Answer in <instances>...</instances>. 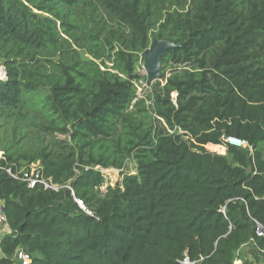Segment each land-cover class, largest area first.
Returning <instances> with one entry per match:
<instances>
[{
	"label": "trees",
	"instance_id": "16d2710c",
	"mask_svg": "<svg viewBox=\"0 0 264 264\" xmlns=\"http://www.w3.org/2000/svg\"><path fill=\"white\" fill-rule=\"evenodd\" d=\"M0 60V264H264V0H0Z\"/></svg>",
	"mask_w": 264,
	"mask_h": 264
},
{
	"label": "built area",
	"instance_id": "2783aa9c",
	"mask_svg": "<svg viewBox=\"0 0 264 264\" xmlns=\"http://www.w3.org/2000/svg\"><path fill=\"white\" fill-rule=\"evenodd\" d=\"M233 140H234V144H237V146L248 147V144L245 141H241V140H237V139H233ZM24 180L29 183V186L31 188H34L38 184H41L44 186L45 189H50V190H55V191L59 190V187L52 184L51 181H47V180L42 179L41 174L39 172H36V168L32 169L30 175L25 174ZM75 201L77 202L78 206L81 209L89 212L87 210V208L85 207L82 200L75 197ZM221 212L225 213V209L224 208L221 209ZM6 224H7V219H6V215L4 212V208L2 205H0V234L2 233V230L6 229V227H7ZM256 233H257V237L264 238V226L258 224L257 229H256ZM0 241H1V235H0ZM240 254H241L240 251H238L236 259H235V264H242L243 263L242 259L240 258ZM17 257H18V259H20L22 261L23 264H29L30 263L29 257L21 249L18 250ZM180 264H194V262H192L188 257H186L182 261H180Z\"/></svg>",
	"mask_w": 264,
	"mask_h": 264
},
{
	"label": "rangeland",
	"instance_id": "374dc122",
	"mask_svg": "<svg viewBox=\"0 0 264 264\" xmlns=\"http://www.w3.org/2000/svg\"><path fill=\"white\" fill-rule=\"evenodd\" d=\"M0 63H3V60H0ZM141 68L139 69V72H141V74L145 75V70H144V64L141 63ZM4 67L0 66V73H2V69ZM168 75V74H167ZM163 83H165V80H160ZM150 86L147 85L146 83H143L141 85V87L138 89L139 90V96L143 97L146 92L148 91ZM19 137H21V135H15V133L13 132V123L10 121H4V120H0V146L3 148L2 151H4V149H10V150H16L18 151L19 148V144L22 142L23 146L24 141L23 139H19ZM210 152L213 153H218V154H225V150H214L210 147H206ZM2 151H0V158H1V153H3ZM37 166V164L35 165ZM35 166L33 167V169H35ZM129 169L130 171L134 170V166L132 165V163H129ZM126 170V169H125ZM106 175L108 176L109 179V183H111V186H116V184L118 182L121 181V173L118 170L115 169H109V170H103Z\"/></svg>",
	"mask_w": 264,
	"mask_h": 264
},
{
	"label": "water",
	"instance_id": "95a60500",
	"mask_svg": "<svg viewBox=\"0 0 264 264\" xmlns=\"http://www.w3.org/2000/svg\"><path fill=\"white\" fill-rule=\"evenodd\" d=\"M178 45L173 42L156 39L153 40L150 47L142 54L144 61V70L147 77V85L151 86L156 81L163 79L161 71V59L170 50L176 49ZM7 79L5 68L0 73V80Z\"/></svg>",
	"mask_w": 264,
	"mask_h": 264
},
{
	"label": "clouds",
	"instance_id": "9594fccd",
	"mask_svg": "<svg viewBox=\"0 0 264 264\" xmlns=\"http://www.w3.org/2000/svg\"><path fill=\"white\" fill-rule=\"evenodd\" d=\"M234 138H229V139H227V142L229 143V144H232V145H235V146H237V144H234V140H233Z\"/></svg>",
	"mask_w": 264,
	"mask_h": 264
}]
</instances>
